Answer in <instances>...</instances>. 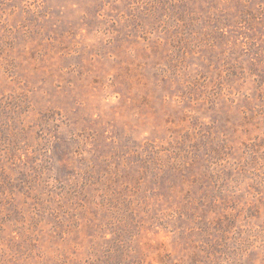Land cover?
<instances>
[{
	"label": "rangeland",
	"instance_id": "374dc122",
	"mask_svg": "<svg viewBox=\"0 0 264 264\" xmlns=\"http://www.w3.org/2000/svg\"><path fill=\"white\" fill-rule=\"evenodd\" d=\"M0 264H264V0H0Z\"/></svg>",
	"mask_w": 264,
	"mask_h": 264
},
{
	"label": "trees",
	"instance_id": "16d2710c",
	"mask_svg": "<svg viewBox=\"0 0 264 264\" xmlns=\"http://www.w3.org/2000/svg\"><path fill=\"white\" fill-rule=\"evenodd\" d=\"M248 11V10H247Z\"/></svg>",
	"mask_w": 264,
	"mask_h": 264
}]
</instances>
